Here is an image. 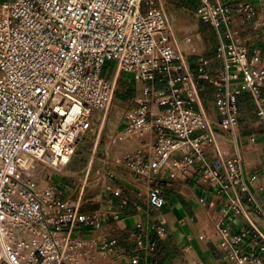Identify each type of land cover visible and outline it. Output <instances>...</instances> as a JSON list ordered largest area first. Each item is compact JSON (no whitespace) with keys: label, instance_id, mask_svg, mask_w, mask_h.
Masks as SVG:
<instances>
[{"label":"built area","instance_id":"built-area-1","mask_svg":"<svg viewBox=\"0 0 264 264\" xmlns=\"http://www.w3.org/2000/svg\"><path fill=\"white\" fill-rule=\"evenodd\" d=\"M199 2L198 17L221 39L217 56L223 67L217 76L208 73L204 57L197 59L199 80L217 88L216 121L195 108L199 83L183 75L189 59L174 40L162 0H0V264H91L115 250V240L85 239L77 230L99 229L102 219L118 215L103 209L84 213L79 200L62 198L53 184V175L67 168L82 139L113 112L116 81L103 76L107 62H116L117 71L132 75L141 87L132 107L119 113L127 124L125 134L153 135L152 151L142 147L116 164L146 183L149 202L162 207L164 188L152 185L157 177L169 168L176 178L199 163L202 182L225 199L217 225L219 249L234 264H264V233L242 199L263 219L264 210L250 188L255 178L245 177L238 142L242 92L253 96L264 128V65L230 32L233 16L227 4ZM244 11L251 22L259 9L247 4ZM239 79L240 90L232 92L231 83ZM219 132L232 138L233 156L225 157L218 148ZM207 147L214 148L211 160ZM187 148L181 160L173 159ZM239 216L254 231L251 243L262 255L239 248L251 230L243 228L232 238L228 225ZM155 231L160 238L167 235L163 227ZM130 236L136 242L132 264L148 261L156 245L147 228L138 224Z\"/></svg>","mask_w":264,"mask_h":264},{"label":"crops","instance_id":"crops-1","mask_svg":"<svg viewBox=\"0 0 264 264\" xmlns=\"http://www.w3.org/2000/svg\"><path fill=\"white\" fill-rule=\"evenodd\" d=\"M222 1L229 6L233 16L230 32L234 33L235 37L248 47L251 53H258L264 65V3L260 0ZM179 2L185 7H190V11H193V16L196 18L193 21L190 19L185 21L192 25L189 27L190 31H186L185 34L195 33L194 39H189L191 48L181 49L176 43L179 50L189 59L188 70L183 72V75L188 74L199 83L200 103L195 105V108L203 110L211 121H216L220 119L214 107L217 88L206 81L199 80L197 59L200 56L204 57L209 62L208 73L217 76L223 67V61L217 56V48L221 39L216 30L198 17L199 0H180ZM247 4L259 9L256 19L251 22L247 21L244 11ZM176 22L177 19L173 22L175 28L172 29L173 36L175 38L177 33L179 37L184 38L180 29H177ZM222 41L228 44L232 42L226 38ZM185 42L187 41L183 43ZM104 69L105 78L115 80L116 86L118 81L123 84L124 95L120 98L127 101L126 109L131 108L133 102L141 95L140 85L136 84L130 75L119 73L116 66L111 78L104 75ZM158 87L164 88L165 85L158 84ZM240 88L241 79L233 81L230 85L232 92ZM262 98L264 100V87ZM238 105L240 111L238 142L239 152L243 157V170L247 180L255 178L250 188L257 203L264 210V128L256 117L257 106L251 94L242 92L238 96ZM118 109L124 110L121 107ZM119 113L120 111L116 112L114 117L112 115L106 123L92 130L94 136L92 151L95 153L101 151L100 161L105 164V168L98 170L96 176L92 175V186L88 185V181L90 179L89 170L90 168L92 170L94 159L87 167L88 173L84 181L71 179L66 175L53 177V184L59 190L61 197L74 201L79 200L82 204V212L91 215L103 209L108 210L111 215H118L117 220L112 216L102 219L99 229L81 228L77 230V234L85 239L105 237L117 242L113 252L106 253L104 257L91 264H132V251L136 247V242L131 238L130 233L136 229L138 224L147 228L149 239L156 245L154 255L148 261L142 260L140 264H234L218 247L220 234L217 225L223 218L225 199L216 195L212 187L202 182L199 163L179 172L176 178L170 177L169 168L164 169L152 185L163 186L166 203L162 207L152 205L149 202V186L133 177L129 171L116 164V161L124 154L142 147H146L148 152L152 151L153 135L150 134L145 138L127 136L125 134L127 124L119 117ZM197 135L198 133H195L192 137ZM217 135L218 148L223 155L233 156L235 151L232 138L224 132H219ZM189 151L190 149L187 148L177 152L173 155V159L181 160ZM213 154L214 148L207 147L206 155L209 160L213 158ZM96 181L99 186H96ZM93 189L96 190V194L93 193ZM113 191H119L120 195L114 196ZM109 199L113 200L112 206L107 204ZM242 203L246 212H249L253 224L264 233V219L256 215L254 206L246 198L242 199ZM157 227L166 229V237L158 236L155 231ZM228 228L232 238L240 236L243 228L251 230L243 216L229 223ZM251 232V235L239 244V248L244 253L256 252L262 255L259 248L251 243L255 234L253 230Z\"/></svg>","mask_w":264,"mask_h":264},{"label":"rangeland","instance_id":"rangeland-1","mask_svg":"<svg viewBox=\"0 0 264 264\" xmlns=\"http://www.w3.org/2000/svg\"><path fill=\"white\" fill-rule=\"evenodd\" d=\"M179 1L180 0H162V2L165 3L166 7L168 8L167 12L170 18L171 29H175L173 22L175 21V19H177L176 22L177 29H180V31L183 33L182 35L184 36V38L179 37L178 36L179 34L177 33L175 34L176 37L174 38L175 42L180 47V44L183 43L184 41H190L194 39L195 33H192L190 35L185 34L186 31H190L189 27L192 26L191 24L185 21L189 19L193 21L196 18H194L193 16V11H190L191 10L189 9L190 7H185ZM115 66H116V62H107L104 69V75H107L108 78H111ZM116 70H117V66H116ZM130 76L132 77V75ZM124 88L125 87L123 86V84H121L120 81H118L116 86L115 96L112 103L113 112L109 115V118L112 117V115L114 117L116 112L121 111V109H118V107L124 108V110H126L128 103L127 101L120 98V96L122 97V95H124ZM95 128H97V126H95L93 129ZM93 137L94 136L92 131L89 132L80 142L78 150L73 156L67 168L62 173L54 174L53 177L55 175H61V176L66 175L67 177H71V179H78L84 181L86 180V176L88 173L87 167L91 163V160L94 159L92 170L91 168L89 170L90 179L88 181V185L92 186L91 184L92 175L96 176L98 170H103V168H105V164L100 161L101 158L99 156V153H101V151H98L96 153L92 151L94 146L92 143ZM105 137H104V141H105ZM54 181L56 182L57 179L55 178ZM81 185H83V182H81ZM96 186H99V183L97 181H96ZM93 191H94L93 193L96 194V190L93 189Z\"/></svg>","mask_w":264,"mask_h":264},{"label":"bare ground","instance_id":"bare-ground-1","mask_svg":"<svg viewBox=\"0 0 264 264\" xmlns=\"http://www.w3.org/2000/svg\"><path fill=\"white\" fill-rule=\"evenodd\" d=\"M191 42H189V41H187V42H185V43H182L181 45H180V47H181V49H186V50H189L190 48H191Z\"/></svg>","mask_w":264,"mask_h":264}]
</instances>
